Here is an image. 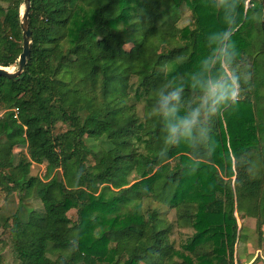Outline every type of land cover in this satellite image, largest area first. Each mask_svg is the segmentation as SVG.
I'll return each mask as SVG.
<instances>
[{"label": "trees", "instance_id": "16d2710c", "mask_svg": "<svg viewBox=\"0 0 264 264\" xmlns=\"http://www.w3.org/2000/svg\"><path fill=\"white\" fill-rule=\"evenodd\" d=\"M236 2L250 81L215 122L216 150L194 159L163 149L147 108L222 26L213 0H32L31 58L20 77H0V199L20 204L0 227L20 264H243L236 213L256 220L264 243V0ZM23 4L0 0V67L22 53ZM184 6L191 24L180 28ZM30 197L42 209L23 221ZM175 228L192 231L180 249Z\"/></svg>", "mask_w": 264, "mask_h": 264}, {"label": "clouds", "instance_id": "9594fccd", "mask_svg": "<svg viewBox=\"0 0 264 264\" xmlns=\"http://www.w3.org/2000/svg\"><path fill=\"white\" fill-rule=\"evenodd\" d=\"M213 6L222 26L206 34L205 51L193 70L185 77L164 79L153 89L147 108V118L160 127L163 149L184 146L194 159L206 158L216 150L215 122L239 102L251 76L233 38L236 0H213Z\"/></svg>", "mask_w": 264, "mask_h": 264}, {"label": "rangeland", "instance_id": "374dc122", "mask_svg": "<svg viewBox=\"0 0 264 264\" xmlns=\"http://www.w3.org/2000/svg\"><path fill=\"white\" fill-rule=\"evenodd\" d=\"M246 6H248V1L246 2ZM178 27L183 28L185 26H188L191 24V13L187 10V8L184 6L183 10L181 12L180 19L177 23ZM149 48L152 50H158V45L154 42L149 43ZM11 71L17 70V65H14L10 67ZM4 111L0 112V117L2 116ZM62 129H59L58 132H61ZM14 152L16 154L20 152H27V146L26 143L20 144L18 147L14 149ZM45 173H46V165H37L33 164L31 167V175L34 177H38L40 179H45ZM20 208L19 204V196L15 193L8 197L7 199L3 200L0 199V222L3 223L5 219L15 215L17 211ZM27 209V210H26ZM28 209L29 210H35L40 211L42 209L41 203L35 198L30 197L27 200H25L23 207L21 208L20 213V219L25 221L28 219ZM73 213H70V216H72ZM238 219L239 228H243V231L245 229H249L250 232H244L246 236V240L242 239L240 243L238 244L237 248V254L239 257L243 256V260H248L251 256L253 258L257 259L256 264H264V243L260 245V238H258V233L256 231V221L255 226L253 224L249 223V220L243 221L241 215L236 214ZM166 217L168 220L175 223V215L173 211H169L166 214ZM250 224V225H249ZM252 231V232H251ZM192 235L191 230H180L175 228L171 240L174 243V246L176 249L181 248V244L186 241L188 237ZM0 253L2 257V262L4 264H20L17 255L15 254L10 240V233L8 230H4L0 227ZM252 258V259H253ZM251 259V260H252ZM242 261V260H241Z\"/></svg>", "mask_w": 264, "mask_h": 264}, {"label": "water", "instance_id": "95a60500", "mask_svg": "<svg viewBox=\"0 0 264 264\" xmlns=\"http://www.w3.org/2000/svg\"><path fill=\"white\" fill-rule=\"evenodd\" d=\"M32 0H24L20 11V28L23 36L22 53L17 62V70L11 71L9 68L0 67V77L16 79L20 77L31 58L32 32L30 30V11Z\"/></svg>", "mask_w": 264, "mask_h": 264}, {"label": "crops", "instance_id": "0c3cea01", "mask_svg": "<svg viewBox=\"0 0 264 264\" xmlns=\"http://www.w3.org/2000/svg\"><path fill=\"white\" fill-rule=\"evenodd\" d=\"M236 214H238V213H236ZM245 220H249V223L250 224H253L254 226H255V219H253V218H245V219H243V221L245 222ZM257 223V222H256ZM249 224V225H250ZM262 230H263V232H264V225H263V227H262ZM244 232H250V230L248 229H245L244 231H243V235H245V233ZM252 232V231H251ZM245 236H247V235H245ZM243 257V256H242ZM255 258H253L251 261H248V260H243V264H251L252 263V261L254 260Z\"/></svg>", "mask_w": 264, "mask_h": 264}]
</instances>
